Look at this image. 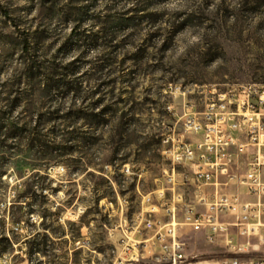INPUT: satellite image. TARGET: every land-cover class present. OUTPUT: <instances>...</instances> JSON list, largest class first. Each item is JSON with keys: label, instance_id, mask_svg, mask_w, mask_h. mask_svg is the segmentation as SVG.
Returning <instances> with one entry per match:
<instances>
[{"label": "rangeland", "instance_id": "obj_1", "mask_svg": "<svg viewBox=\"0 0 264 264\" xmlns=\"http://www.w3.org/2000/svg\"><path fill=\"white\" fill-rule=\"evenodd\" d=\"M125 2L0 0V264H167L162 136L182 126L169 84L264 82V0H140L173 27L151 37L126 26ZM95 104L105 114L76 111ZM177 219L187 252H224Z\"/></svg>", "mask_w": 264, "mask_h": 264}, {"label": "built area", "instance_id": "obj_2", "mask_svg": "<svg viewBox=\"0 0 264 264\" xmlns=\"http://www.w3.org/2000/svg\"><path fill=\"white\" fill-rule=\"evenodd\" d=\"M168 88L173 97L168 109L179 115L182 126L162 136L161 152L171 163L164 170L174 195L165 208L170 220H160L157 233L163 261L264 264V82L241 83L226 91L208 83H170ZM197 94L199 101L197 96L190 99ZM179 167L190 169L196 203L176 192ZM164 190L157 189L159 194ZM144 198L149 201L151 196ZM157 208L151 202L147 210ZM179 209L183 225L200 233L207 244L223 246L224 252L211 256L187 252L179 236ZM154 224L147 218L146 226Z\"/></svg>", "mask_w": 264, "mask_h": 264}, {"label": "trees", "instance_id": "obj_3", "mask_svg": "<svg viewBox=\"0 0 264 264\" xmlns=\"http://www.w3.org/2000/svg\"><path fill=\"white\" fill-rule=\"evenodd\" d=\"M125 5H126L125 7L129 6L127 8L128 9L127 13L128 14H129V12L132 13L131 15L124 18V20H126V23H128L126 26L130 27V29H132V31H134L135 34L143 31L144 29H147V31H149L148 34L150 35V37L153 35H156V34H160V35L164 36L166 33L169 32V29L173 28L170 24L166 23V21L168 19L167 20L162 19L161 22L159 24H157L156 22L160 21V19L157 18V16L155 15L156 13L146 12L145 8L140 7V0H126ZM190 18H192V17H187L184 20H189ZM164 21H165V23H164ZM102 22H104L106 24V23H112L114 21L109 19V18H105L104 21H102ZM181 22L184 23L186 21H181ZM181 28L182 27H179V29H177V30H180ZM109 29H111V28L109 27ZM134 33H132V34H134ZM82 35L92 36L91 34H85V32L82 33ZM147 46H149V44H147ZM105 83L110 84V81L105 82ZM97 104L92 105V107H91L92 111H84L83 107H78L76 109V111L80 112V114L87 116V117L105 114L104 109L99 113H96L95 111L93 112V110L95 109ZM104 196H106V195L99 193L97 191L96 203L99 204L100 200Z\"/></svg>", "mask_w": 264, "mask_h": 264}]
</instances>
